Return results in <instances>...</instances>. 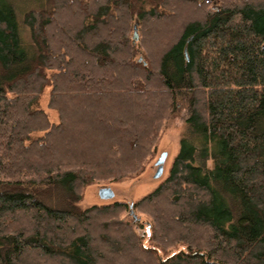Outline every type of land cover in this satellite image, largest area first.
<instances>
[{
  "label": "trees",
  "instance_id": "trees-1",
  "mask_svg": "<svg viewBox=\"0 0 264 264\" xmlns=\"http://www.w3.org/2000/svg\"><path fill=\"white\" fill-rule=\"evenodd\" d=\"M177 1L196 12L153 52L173 0H0V264H264V0ZM182 104L169 175L132 204L145 236L125 202L83 207Z\"/></svg>",
  "mask_w": 264,
  "mask_h": 264
},
{
  "label": "rangeland",
  "instance_id": "rangeland-1",
  "mask_svg": "<svg viewBox=\"0 0 264 264\" xmlns=\"http://www.w3.org/2000/svg\"><path fill=\"white\" fill-rule=\"evenodd\" d=\"M213 1V2H212ZM175 3V9L169 10L163 8L162 10L166 13L175 12V16L172 18H166L161 22H147V27L151 30V36H149V41L152 42L153 52H157V46L160 42L169 35L173 34L174 31L180 26V23L187 20V18L196 12L193 10L192 6L188 4H178L177 0H173ZM217 7L216 0H210V8ZM177 9V10H176ZM139 21H135L131 33V40L133 43H139L143 37V33L140 30ZM137 35V36H136ZM51 87L45 88L41 99L40 106L48 113L50 120L52 122H58V113L56 110L48 108L49 93ZM187 115L186 108L182 104L178 111L172 114L164 124L162 133L160 134L159 140L157 142L156 151L146 159L144 170L138 176L126 179L123 181H113V180H99L89 186L84 190V197L81 201L83 207H90L92 205H102L113 203L115 201H121L127 203L129 210L124 211L121 214V218L127 220L128 222H137L135 225L140 236H145L148 230V222H150V217L144 212L137 209H133L131 205L134 202L139 201L141 198L152 192L157 188L169 175L170 167L173 163L174 158L180 150V139L185 132V118ZM167 152L166 162L164 164L163 174L156 178L155 173L157 171V161L162 153ZM102 187H111L115 192V197L109 200H104L99 197V189ZM163 204V205H162ZM163 208H166L165 203H161ZM141 224V225H140ZM144 243L149 244L147 238H144ZM176 249H173L175 251ZM114 264H118L115 262Z\"/></svg>",
  "mask_w": 264,
  "mask_h": 264
},
{
  "label": "water",
  "instance_id": "water-1",
  "mask_svg": "<svg viewBox=\"0 0 264 264\" xmlns=\"http://www.w3.org/2000/svg\"><path fill=\"white\" fill-rule=\"evenodd\" d=\"M166 158H167V152L162 153L161 156L159 157L156 163L157 164V171L155 173L156 178L160 177L163 174ZM99 197L104 200H109L115 197V192L111 187H102L99 189Z\"/></svg>",
  "mask_w": 264,
  "mask_h": 264
}]
</instances>
